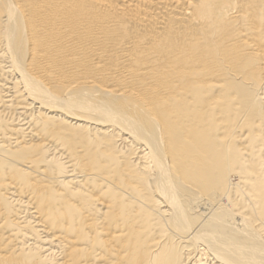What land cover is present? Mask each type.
Listing matches in <instances>:
<instances>
[{"label": "bare ground", "instance_id": "6f19581e", "mask_svg": "<svg viewBox=\"0 0 264 264\" xmlns=\"http://www.w3.org/2000/svg\"><path fill=\"white\" fill-rule=\"evenodd\" d=\"M0 264H264V0H0Z\"/></svg>", "mask_w": 264, "mask_h": 264}]
</instances>
